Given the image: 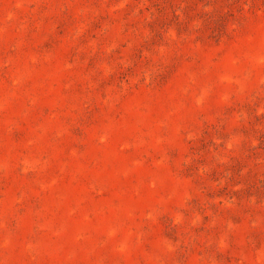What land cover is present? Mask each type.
Masks as SVG:
<instances>
[{
	"label": "rangeland",
	"instance_id": "1",
	"mask_svg": "<svg viewBox=\"0 0 264 264\" xmlns=\"http://www.w3.org/2000/svg\"><path fill=\"white\" fill-rule=\"evenodd\" d=\"M0 264H264V0H0Z\"/></svg>",
	"mask_w": 264,
	"mask_h": 264
}]
</instances>
